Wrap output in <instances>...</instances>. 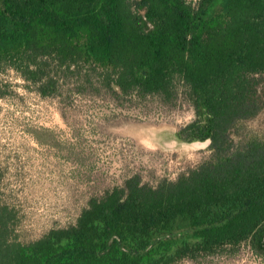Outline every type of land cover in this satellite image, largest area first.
Here are the masks:
<instances>
[{
	"label": "trees",
	"instance_id": "1",
	"mask_svg": "<svg viewBox=\"0 0 264 264\" xmlns=\"http://www.w3.org/2000/svg\"><path fill=\"white\" fill-rule=\"evenodd\" d=\"M80 65L115 98L182 96L194 118L177 138H210V153L154 186L130 174L25 243L0 204V264H199L242 248L264 264V131H248L264 112V0H0V72L58 97Z\"/></svg>",
	"mask_w": 264,
	"mask_h": 264
},
{
	"label": "rangeland",
	"instance_id": "2",
	"mask_svg": "<svg viewBox=\"0 0 264 264\" xmlns=\"http://www.w3.org/2000/svg\"><path fill=\"white\" fill-rule=\"evenodd\" d=\"M75 70V69H74ZM61 73V96L42 97L11 69L0 72V204L22 243L74 223L87 201L137 173L156 185L206 158L209 144L177 141L194 118L182 96L115 98L92 68ZM264 131V112L248 131ZM179 264H198L184 261ZM199 264H263L248 249Z\"/></svg>",
	"mask_w": 264,
	"mask_h": 264
},
{
	"label": "water",
	"instance_id": "3",
	"mask_svg": "<svg viewBox=\"0 0 264 264\" xmlns=\"http://www.w3.org/2000/svg\"><path fill=\"white\" fill-rule=\"evenodd\" d=\"M176 140L177 141H181V142H190V143L195 144L196 146H201V145H204V144H210V142H211L210 138H206L204 140H192V141H182V140L176 138Z\"/></svg>",
	"mask_w": 264,
	"mask_h": 264
},
{
	"label": "flooded vegetation",
	"instance_id": "4",
	"mask_svg": "<svg viewBox=\"0 0 264 264\" xmlns=\"http://www.w3.org/2000/svg\"><path fill=\"white\" fill-rule=\"evenodd\" d=\"M182 127H183V126H182ZM179 130H180V129H178V130L175 132V138L178 137L177 133H178ZM180 140H181V139H180ZM195 140H197V139H195ZM182 141H186V140H182Z\"/></svg>",
	"mask_w": 264,
	"mask_h": 264
}]
</instances>
